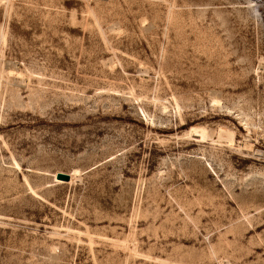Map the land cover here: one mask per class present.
I'll return each instance as SVG.
<instances>
[{"label": "rangeland", "instance_id": "rangeland-1", "mask_svg": "<svg viewBox=\"0 0 264 264\" xmlns=\"http://www.w3.org/2000/svg\"><path fill=\"white\" fill-rule=\"evenodd\" d=\"M0 264H264V0H0Z\"/></svg>", "mask_w": 264, "mask_h": 264}, {"label": "bare ground", "instance_id": "bare-ground-1", "mask_svg": "<svg viewBox=\"0 0 264 264\" xmlns=\"http://www.w3.org/2000/svg\"><path fill=\"white\" fill-rule=\"evenodd\" d=\"M196 129V128H195ZM193 130V129H192ZM192 130H191V132H192ZM207 131V133L208 132H210V131H208V130H206ZM221 131V132H220ZM219 132H220V135H219V137H225L226 138V141L229 143V142H231V141H233V134H232V132L230 133V131H228V130H220ZM194 132V131H193ZM199 132V133H198ZM197 134H198V136H200L201 138H205L204 136L206 135L205 134V131H204V129H200V130H198L197 132H196ZM211 133V132H210ZM209 134V133H208ZM208 136V135H207ZM219 140H221V139H218L217 141L219 142ZM223 141H224V139H223ZM221 142V141H220ZM224 143L226 144V142L224 141ZM227 143V144H228ZM233 143V142H232ZM73 175V174H72ZM70 176V181H72V179H74L73 178V176Z\"/></svg>", "mask_w": 264, "mask_h": 264}, {"label": "water", "instance_id": "water-1", "mask_svg": "<svg viewBox=\"0 0 264 264\" xmlns=\"http://www.w3.org/2000/svg\"><path fill=\"white\" fill-rule=\"evenodd\" d=\"M56 178L60 179V180H64V181H68L69 180V175L63 172H58L56 174Z\"/></svg>", "mask_w": 264, "mask_h": 264}]
</instances>
